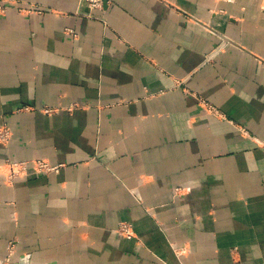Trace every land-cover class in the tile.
<instances>
[{"label": "crops", "instance_id": "1", "mask_svg": "<svg viewBox=\"0 0 264 264\" xmlns=\"http://www.w3.org/2000/svg\"><path fill=\"white\" fill-rule=\"evenodd\" d=\"M90 12L0 0V264H264V0Z\"/></svg>", "mask_w": 264, "mask_h": 264}, {"label": "rangeland", "instance_id": "2", "mask_svg": "<svg viewBox=\"0 0 264 264\" xmlns=\"http://www.w3.org/2000/svg\"><path fill=\"white\" fill-rule=\"evenodd\" d=\"M81 4H86L88 8L90 9V13L87 15V17L96 19L97 17L92 14V11H98L102 10V7L99 8H93L91 6L92 3H89L84 0H80ZM105 2V0H104ZM103 2V4H104ZM70 34L74 35L73 31H69ZM225 47V44L219 45L218 49H221ZM205 106V109L215 115L218 114V110L212 106L210 103H203ZM77 109H82L79 107L74 108H67L65 110L67 111H73ZM29 110V109H27ZM59 109H44L43 112L47 113V115H53L54 113L58 112ZM13 136V131L11 127L4 123L0 125V145L8 146ZM64 165H56L51 163L48 159H34L29 161H17L11 158H6L4 161L0 164V173L5 176V180L7 183L12 184L13 182L17 181L18 179L22 178H30V177H40V176H49L53 174H58L63 169ZM122 225L130 226L128 223H121L118 228L117 232L122 237L130 238L129 235L125 234L121 227ZM13 243L9 246V253L12 255L13 252Z\"/></svg>", "mask_w": 264, "mask_h": 264}, {"label": "built area", "instance_id": "3", "mask_svg": "<svg viewBox=\"0 0 264 264\" xmlns=\"http://www.w3.org/2000/svg\"><path fill=\"white\" fill-rule=\"evenodd\" d=\"M84 1H87V2H89V3H92L91 6H92L93 8H99V7H102V6H103V2H104V0H84ZM176 192H178V190H177ZM121 230H122L125 234L131 236V227H130V226L122 225Z\"/></svg>", "mask_w": 264, "mask_h": 264}]
</instances>
